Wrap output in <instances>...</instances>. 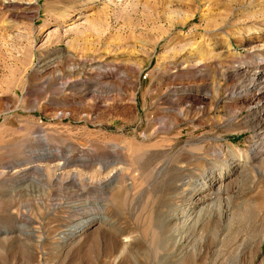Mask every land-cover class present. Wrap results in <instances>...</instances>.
Returning a JSON list of instances; mask_svg holds the SVG:
<instances>
[{"label": "rangeland", "instance_id": "obj_1", "mask_svg": "<svg viewBox=\"0 0 264 264\" xmlns=\"http://www.w3.org/2000/svg\"><path fill=\"white\" fill-rule=\"evenodd\" d=\"M260 71L264 0H0V264H264Z\"/></svg>", "mask_w": 264, "mask_h": 264}, {"label": "bare ground", "instance_id": "obj_2", "mask_svg": "<svg viewBox=\"0 0 264 264\" xmlns=\"http://www.w3.org/2000/svg\"><path fill=\"white\" fill-rule=\"evenodd\" d=\"M255 77H256V75H255ZM263 80H264V72L260 71V72L257 73V81L254 83L255 88L258 87V86H260L261 85V82ZM261 88H262V86H261ZM257 90H259V89H257ZM257 90H256V92H257ZM231 170H232V168L229 169L228 172L225 175L229 174ZM213 176L214 175L212 173H209L208 174V178H209L210 183L209 184L207 182L201 183L197 189L196 188L194 189V191L192 193V196L195 197V199H194L195 200V203H194V206H192L193 203H191V206L190 205H187L188 206L187 211L190 212V211H192L191 210L192 207H193V209L194 208H197V207H199L203 203V201H204L203 200L204 195L202 193H204V191H206L207 189H210L212 187L213 188L215 187L216 189H219L220 188V186L222 184L221 181H222V178L223 177L220 176L217 179H215V177H213ZM192 199H193V197H192ZM106 223H108V220H107V216L106 215L103 214L101 216L94 217V219H93V221L91 223H87L85 225H80V228L76 231V233H74L72 236H70V239L68 238V240L66 241V245L67 246H70V248H71V246H73V245H75L77 243V241L79 240V238H81L82 236L87 235V233H96V232L99 231V229H101V230L104 229L105 226H106ZM109 235L108 236L105 235V234L102 235L103 243L106 246L109 245V244L118 242L116 236L115 237H112V236H109Z\"/></svg>", "mask_w": 264, "mask_h": 264}]
</instances>
